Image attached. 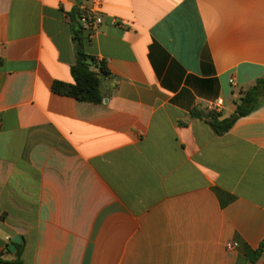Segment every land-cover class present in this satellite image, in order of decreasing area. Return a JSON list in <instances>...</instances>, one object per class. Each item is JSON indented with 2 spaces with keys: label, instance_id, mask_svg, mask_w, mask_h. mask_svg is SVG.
<instances>
[{
  "label": "crops",
  "instance_id": "1",
  "mask_svg": "<svg viewBox=\"0 0 264 264\" xmlns=\"http://www.w3.org/2000/svg\"><path fill=\"white\" fill-rule=\"evenodd\" d=\"M88 3L0 0L1 237L23 264H264V105L237 115L264 0H105L80 32ZM78 48L110 71L101 104L52 91Z\"/></svg>",
  "mask_w": 264,
  "mask_h": 264
},
{
  "label": "trees",
  "instance_id": "2",
  "mask_svg": "<svg viewBox=\"0 0 264 264\" xmlns=\"http://www.w3.org/2000/svg\"><path fill=\"white\" fill-rule=\"evenodd\" d=\"M70 20L73 28L77 26L82 32L78 10L70 15ZM71 73L74 82H54L52 85L54 93L93 104H101L103 102L102 79L110 75V71L104 61H98L95 57L86 54L82 48H78L77 61L71 67ZM262 105H264V79H259L254 86L244 91L237 101V115L246 116ZM206 120L217 132H228L235 122V120L219 121L218 115L215 113L208 115ZM8 246V243H4L5 251L10 253ZM24 247V241L17 245L15 259L13 260L6 259L4 257L5 253H0V264H23L22 251ZM263 249L264 242L258 251L254 252L253 261L262 254Z\"/></svg>",
  "mask_w": 264,
  "mask_h": 264
},
{
  "label": "built area",
  "instance_id": "3",
  "mask_svg": "<svg viewBox=\"0 0 264 264\" xmlns=\"http://www.w3.org/2000/svg\"><path fill=\"white\" fill-rule=\"evenodd\" d=\"M88 4H81L78 7L79 12V22L81 29L86 32H94L96 29H98L103 23V11H104V4L105 0H88ZM223 99H218L214 102H211L209 104V109L219 115L222 112L223 108ZM0 239L4 243H11V237L9 235H6L5 237H1ZM238 247L237 243H229L227 245V249L229 251H233Z\"/></svg>",
  "mask_w": 264,
  "mask_h": 264
},
{
  "label": "water",
  "instance_id": "4",
  "mask_svg": "<svg viewBox=\"0 0 264 264\" xmlns=\"http://www.w3.org/2000/svg\"><path fill=\"white\" fill-rule=\"evenodd\" d=\"M237 115H234L233 118H235ZM22 243V238L21 236H16L15 238L12 239V243L9 244L8 246V249L11 251V252H15L16 249H17V245L18 244H21ZM253 264V263H251Z\"/></svg>",
  "mask_w": 264,
  "mask_h": 264
}]
</instances>
